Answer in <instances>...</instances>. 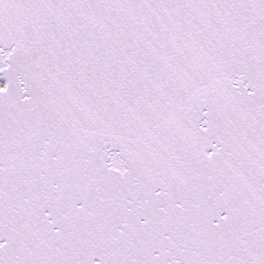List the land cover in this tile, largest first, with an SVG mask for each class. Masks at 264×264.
I'll return each mask as SVG.
<instances>
[{"label": "snow or ice", "instance_id": "snow-or-ice-1", "mask_svg": "<svg viewBox=\"0 0 264 264\" xmlns=\"http://www.w3.org/2000/svg\"><path fill=\"white\" fill-rule=\"evenodd\" d=\"M0 264H264V0H0Z\"/></svg>", "mask_w": 264, "mask_h": 264}]
</instances>
